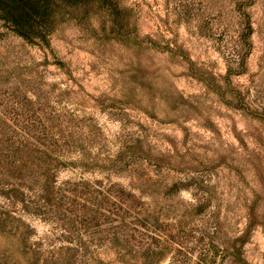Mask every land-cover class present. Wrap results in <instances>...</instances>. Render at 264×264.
Masks as SVG:
<instances>
[{
  "label": "rangeland",
  "instance_id": "1",
  "mask_svg": "<svg viewBox=\"0 0 264 264\" xmlns=\"http://www.w3.org/2000/svg\"><path fill=\"white\" fill-rule=\"evenodd\" d=\"M0 22V264H264V0Z\"/></svg>",
  "mask_w": 264,
  "mask_h": 264
},
{
  "label": "trees",
  "instance_id": "2",
  "mask_svg": "<svg viewBox=\"0 0 264 264\" xmlns=\"http://www.w3.org/2000/svg\"><path fill=\"white\" fill-rule=\"evenodd\" d=\"M104 0H0V22L28 42L49 44L58 7L89 5Z\"/></svg>",
  "mask_w": 264,
  "mask_h": 264
}]
</instances>
